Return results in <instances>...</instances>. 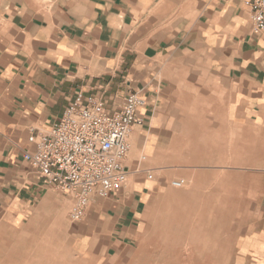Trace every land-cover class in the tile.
<instances>
[{
  "label": "crops",
  "instance_id": "1",
  "mask_svg": "<svg viewBox=\"0 0 264 264\" xmlns=\"http://www.w3.org/2000/svg\"><path fill=\"white\" fill-rule=\"evenodd\" d=\"M247 1L0 0V252H15L1 242L5 231L31 225L27 214L72 207L24 155L77 94L97 95L109 110L121 109L130 91L143 101L129 176L134 145L143 143L152 158L158 146L184 142L164 132L172 120L190 121L177 114L224 111L235 128L264 120V35L253 34ZM203 123L225 128L218 117ZM148 180L129 178L122 190L91 201L79 252L94 260L95 252L106 258L134 248L156 188ZM226 239L225 252H239V264H264V226Z\"/></svg>",
  "mask_w": 264,
  "mask_h": 264
},
{
  "label": "rangeland",
  "instance_id": "2",
  "mask_svg": "<svg viewBox=\"0 0 264 264\" xmlns=\"http://www.w3.org/2000/svg\"><path fill=\"white\" fill-rule=\"evenodd\" d=\"M177 115L190 121L172 120L164 132L181 135L182 144L160 145L162 151L152 158L146 150L143 154V143L131 151L129 178L149 181L152 175L156 184L132 250L106 258L95 252L94 260L79 252L84 223L70 222L67 202L53 212L27 214L35 219L26 230L19 225L15 232L5 231L1 248L13 247L15 252L1 251L0 264H239V252H225L232 245L226 238L264 226V120L252 128H235L224 111ZM216 117L224 129L200 127ZM143 155L146 161H140ZM138 162L144 172L135 173ZM195 162L200 166L192 167ZM177 180H185L184 187H173Z\"/></svg>",
  "mask_w": 264,
  "mask_h": 264
},
{
  "label": "built area",
  "instance_id": "3",
  "mask_svg": "<svg viewBox=\"0 0 264 264\" xmlns=\"http://www.w3.org/2000/svg\"><path fill=\"white\" fill-rule=\"evenodd\" d=\"M246 6L253 34L264 35V0H248ZM142 106L134 91L119 110H109L97 95L79 93L52 129L37 136L34 152L24 155L49 187L72 201L71 222L83 220L94 198L106 199L127 185L130 138L144 125ZM172 185L182 188L185 180Z\"/></svg>",
  "mask_w": 264,
  "mask_h": 264
},
{
  "label": "bare ground",
  "instance_id": "4",
  "mask_svg": "<svg viewBox=\"0 0 264 264\" xmlns=\"http://www.w3.org/2000/svg\"><path fill=\"white\" fill-rule=\"evenodd\" d=\"M172 145H173V144H172ZM181 147H182V146H181ZM182 148H183V147H182ZM186 152H187V150H186ZM176 163H177V164H180V163H182V162H181V161H176ZM199 164H200L199 162L191 163L192 167H194V168H195V167H199V166H200ZM156 239H157V238H156ZM152 240L154 241V239H152ZM155 241H156V240H155ZM155 241H154V242H155ZM159 242H160V241H159ZM153 244H155V243H153ZM156 246H157V245H156ZM160 246H161V245H160ZM164 247H165V246H162L161 248L164 249ZM166 247L169 248L170 246H166ZM152 248H153V247H152ZM170 248H172V247H170ZM170 248H169V249H170ZM173 249H174V248H173ZM154 250H155V249H154ZM152 251H153V250H152ZM169 251H170V250H169ZM172 251H173V250H172ZM174 252H175V251H174ZM178 252H180V251H178ZM178 252H177V250H176V253H178ZM143 253H144V252H143ZM150 253H154V252H150ZM181 253H182V252H181ZM181 253H180V254H181ZM187 253H188V252H187ZM168 254H169V253H168ZM183 254H184V253H183ZM183 254H182V255H183ZM162 255H163V253H162ZM173 255H174V253H173ZM176 255H178V254H176ZM182 255H181V256H182ZM185 255H186V253L183 255V257H184ZM188 255H189V254H188ZM190 255H191V254H190ZM156 256H157V255H156ZM165 256H166V255H165ZM181 256H180V257H181ZM185 257H186V256H185ZM188 257H189V256H188ZM163 258H164V257H163ZM166 258H167V257H166ZM192 258H193V257H192ZM185 260H186V259L182 260V262L185 261ZM188 261H189V260H188ZM188 261H186V263H187ZM194 261H195V260H194ZM180 262H181V260H180ZM182 262H181V263H182ZM191 262H192V261H191ZM198 263H199V262H198ZM198 263H197V264H198ZM149 264H150V263H149ZM184 264H185V263H184ZM188 264H190V263H188ZM191 264H192V263H191ZM194 264H196V263H194ZM203 264H204V263H203Z\"/></svg>",
  "mask_w": 264,
  "mask_h": 264
}]
</instances>
